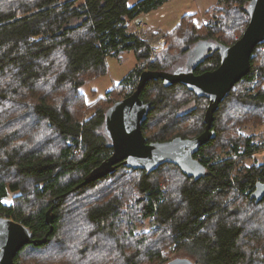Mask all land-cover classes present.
I'll list each match as a JSON object with an SVG mask.
<instances>
[{
  "label": "trees",
  "instance_id": "trees-1",
  "mask_svg": "<svg viewBox=\"0 0 264 264\" xmlns=\"http://www.w3.org/2000/svg\"><path fill=\"white\" fill-rule=\"evenodd\" d=\"M167 1L138 0L131 4L130 0H15L19 5L17 10L9 9L11 6L0 8V77L12 72V80L4 85V89L0 87V100L3 99L6 109L2 116L0 114V125L7 121L2 127L9 129L14 122L22 120L11 115L17 109L7 111L10 106L16 104L18 108L20 105L18 109H23L21 118L31 117L35 125L47 131L48 138L38 144L16 145L17 129L0 134V214L31 227L33 239L38 241L23 247L16 260L27 247L40 250L58 238L63 226L59 210L70 198L84 195L102 182L106 183L105 187L113 181L117 185L115 182L127 171L133 177L126 183L132 185L138 177L135 190L141 196L136 204L141 209L139 221L146 217L164 227L169 226L171 233L161 227L153 228L151 233H156L158 238L167 232V237L176 246L189 244L198 264H252L260 260L258 256L264 252V197L255 202L251 193L257 181H264V160L255 158L251 164L240 163L241 158L264 151V131L246 134L239 128L243 119L238 115L244 114L241 108L230 113L233 118L226 122L230 124L228 131L234 132L231 131L224 140L222 112L228 101L259 110L261 113H248L264 127V85L256 86L258 78L264 77V68L255 66L256 53L264 44L254 50L250 72L235 85L243 84L246 90L239 93L234 86L214 114V136L195 154L202 157L200 162L205 166L202 174L189 176L171 163L149 171L133 169L120 162L111 174L85 182L90 173L113 153L105 131V113L115 102L112 95L117 93L116 89L124 90L127 96L136 89L144 70L173 71L185 66L196 41L230 45L242 36L248 25L247 6L251 0H217L219 7L211 10L222 15L213 14V19L205 24L204 36L196 34V25L191 19L195 16L185 14L184 17H190L189 23L181 20L164 36V47L153 49L139 37L136 29H132V24L141 14L150 13ZM131 51L137 64L108 92L109 97L105 98L108 103L102 105L103 99L87 102L81 90L87 78L107 72L108 56L119 57ZM220 62V54L214 52L198 63L194 71L213 70ZM14 83L16 87L10 88ZM25 92L30 94L25 95ZM183 92L184 98L179 101ZM193 97L198 105L176 117L177 105ZM141 98L152 104L142 126L149 141L192 137L190 135L196 136L205 128V101L209 103V99L197 96L180 83L165 86L162 79L150 80L143 88ZM79 105L85 111L83 114L77 113ZM162 109L166 112L159 115ZM162 121L165 123L157 130ZM191 121L193 123L188 126L186 122ZM177 122L183 125L182 130L175 126ZM234 123L237 125L235 130ZM58 139L57 148L47 150ZM164 167L177 170L182 178L177 188L166 192L156 179ZM29 185L31 189L26 188ZM18 191L17 195H10ZM233 192L239 194L234 202L255 208L254 214H249L254 224L249 231L240 219L241 212L232 210V201H225ZM107 196L108 199L94 196L98 197L95 199L98 202L88 207L84 216L98 232L111 230L109 225H116L124 209L119 195ZM10 197L11 202H7ZM52 208L51 214L55 217L49 224L47 213ZM132 210L134 212V207ZM136 226L138 219L134 214L130 215L128 232L131 235L135 234ZM115 230L113 227L112 237L117 238ZM44 238L46 241L40 243ZM139 242L144 244L147 239ZM166 248L156 244L147 247L148 264L164 260ZM123 249L120 247L121 253ZM139 253L135 249L133 254L125 255L123 264H141Z\"/></svg>",
  "mask_w": 264,
  "mask_h": 264
},
{
  "label": "rangeland",
  "instance_id": "rangeland-1",
  "mask_svg": "<svg viewBox=\"0 0 264 264\" xmlns=\"http://www.w3.org/2000/svg\"><path fill=\"white\" fill-rule=\"evenodd\" d=\"M15 0H0V8L8 9L9 6H11L9 9L17 10L19 8L18 3L14 2ZM134 0H130V3H132ZM213 8H218L219 4L217 0H168L163 5L158 7L157 9H154L148 14V24L153 29H146L144 28V31L141 34V37L144 40V36L149 39H158V41L162 40V36H166V34L174 28L181 20H183V23H189L190 17H184L185 14H193L195 18L192 19V23L196 25V34L200 36H204L206 33L205 24L209 21V19H213V14L216 16L222 15V13L211 10ZM221 8V7H220ZM210 11H209V10ZM209 11V12H208ZM220 11V10H219ZM211 14V15H209ZM192 16V15H190ZM184 18V19H183ZM144 21V19H140ZM191 23V24H192ZM147 25V24H146ZM137 23L133 27L136 29L137 32ZM147 27V26H146ZM148 30V31H147ZM165 38V37H164ZM200 41V40H199ZM196 41L192 46L196 45ZM166 43V40L164 39V43L158 45L154 49L161 50ZM223 43V42H222ZM231 45V44H230ZM154 56H152V59ZM137 64V58L133 51L126 52L122 54L119 57H113L108 56L106 60L107 65V72L105 74H102L98 77H92L87 78V81L82 86V92L85 95L87 102H94L97 100L108 98V92L113 90L115 86L125 77L126 74H128ZM255 66L260 67L263 66L264 68V46H261L255 56ZM12 72H8L7 74H3L0 77V87L1 89H4V85L6 83L12 80ZM261 74V73H260ZM1 75V73H0ZM5 76V77H4ZM264 85V77L258 78L256 82V86L258 88L263 87ZM16 87V83L12 84L10 88ZM235 91L237 92H244L245 85L239 84L235 86ZM256 89V88H255ZM117 93H114V96L112 97L115 99V102L126 97L125 91H119V89H116ZM1 93V92H0ZM25 95H29V92H25ZM179 95V94H178ZM185 93L183 92V97L179 101H182L184 98ZM196 98H191L187 100L185 103L178 104V108L176 110L175 116H179L183 113L188 112L189 110L195 108L198 105V102L195 101ZM100 101L102 105H105L107 100ZM190 101V102H189ZM114 102V103H115ZM188 102V103H187ZM113 103V104H114ZM4 101L3 99L0 100V114L2 112H5L6 109L3 108ZM99 104V103H98ZM205 106L207 108L208 102L205 101ZM225 109L222 112V119H223V129L224 131V140L226 139L227 135H229L233 130L228 131L230 128V124H228L226 121L231 120L233 116H231V112H237V110L240 111L242 108V112L244 114H239L238 117H242L243 122L239 125V128H243L244 132L246 134H251L253 132H259L264 131V127L261 126V124L256 123L251 116L249 115L248 111L253 114L261 113L259 110H250L247 108L240 107L238 104L228 101L225 103ZM17 105L10 106L7 111H13L14 109H17L11 115L18 117V122H14V126L10 127L9 129L3 128V123H8L7 121H2L0 125V134L4 135L8 131L13 132L15 129L18 131L17 137H15L16 145L20 144H26V145H32L33 143H41L48 140L47 138V131L41 127L35 125L30 119L31 117L21 118V115L23 114V109L19 110L16 108ZM84 110V109H83ZM80 109V105L77 108V113L83 114L85 111ZM26 111H29L27 108ZM206 111V109L204 110ZM87 111L86 113H88ZM166 110L162 109V111L159 112V115H162L165 113ZM85 113V114H86ZM89 112L88 114H90ZM205 113V112H204ZM2 116V114H1ZM29 116V114H28ZM179 120V119H178ZM177 120L175 119V122ZM180 122V120L178 121ZM177 122V123H178ZM165 122L162 121L161 124L156 128L157 130H160L162 125ZM193 121L187 123L188 126L192 124ZM196 126L198 124V120L195 121ZM234 130L236 129V123ZM179 130H182L184 127L181 125V123H178L175 125ZM187 126V127H188ZM33 127H36L33 129ZM190 134V133H189ZM55 135V134H54ZM263 135V134H262ZM194 137L193 135H190ZM56 144H51V146L48 147L47 150L53 151L57 148L59 145V139ZM219 151V150H217ZM255 158H259L261 161L264 160V151H258L254 154L252 157H243L241 158L242 161L240 165H243L244 163L251 164ZM132 173H129V171L125 172L123 176L119 179V181L115 180V185L113 182H109L111 186L115 185L114 187H111L110 185L108 187H105L106 183L102 182L100 183L95 189L87 191L84 195L74 196L68 200V203L64 204V206L59 210L60 214L62 215V227L60 230V234L58 238L53 239L48 246L45 248H42L40 250L32 249L31 247H27L24 249L18 258V264H123L125 255H131L134 253V250L140 251L139 253V261L141 264H148L149 262L146 260V250L147 247H150L153 244H156V246H165L166 249V256L165 259L156 262L153 264H167L169 261H171L174 258L177 257H187L191 260L196 261L195 257L192 256V252L189 246V244L183 245V246H176L173 244L169 237H167V232H170L169 226H163L162 224H159L158 222L155 223L150 218H141V222L139 221V212L141 209L140 206L137 208L136 204L138 197V192L135 190L137 182L136 180L138 177L135 178L134 182L131 184L126 183V181L132 179ZM157 182L162 185L164 191H168L171 189L177 188L181 182L182 178L178 174L177 170H174L173 168L164 167L162 170L159 171L158 176L156 177ZM110 181V180H108ZM32 188L31 185L26 187ZM17 193H20L19 191L16 193H11V196L17 195ZM118 193V194H116ZM175 195V192H171ZM107 194H114L119 195L120 199L122 200L124 209L122 210V214L120 216V219L116 221L115 226L109 225L111 230H105L103 232H98L96 230V227L93 226L91 223L86 222L85 220V213L88 207L94 205L98 201H95L98 197H94L96 195H101L102 198L108 199L109 197ZM105 196V197H104ZM239 194H235V192L231 193L228 198L225 199V201H232L231 208L232 210H236L241 212L240 219L243 220V224L246 227V229L249 231L253 224V220H251L252 216L254 214V207H251L249 205H245V203L241 202H234L236 199H238ZM32 197V196H31ZM99 197L101 200L102 198ZM11 197L7 199V202H11ZM132 207H134V212L132 210ZM241 210V211H240ZM53 211V208H52ZM135 215V219H138V226L135 228V234H130L129 231V219L130 215ZM251 214V215H249ZM3 215V214H0ZM4 216V215H3ZM111 223V222H109ZM257 224V223H256ZM158 225V226H155ZM107 226V225H106ZM113 227L116 228V235L117 238L112 237V231ZM159 228L162 230H166L167 232L160 235V238H158L151 231H153V228ZM147 239V242L144 244H141L139 240ZM119 239V240H118ZM69 243V244H68ZM120 243V244H119ZM72 248H70V246ZM97 246V248H96ZM120 247H123L124 252H120ZM96 248V250H95ZM139 248V249H138ZM154 249H158L159 247H152ZM250 250V248H249ZM261 250V249H260ZM193 252H196L197 250H193ZM258 251V250H257ZM258 254V253H257ZM90 256H93V259H90ZM260 260H257V262L252 264H264V252L260 253V256H258ZM263 259V260H262ZM256 260V259H255ZM262 260V261H261ZM261 261V262H260Z\"/></svg>",
  "mask_w": 264,
  "mask_h": 264
},
{
  "label": "water",
  "instance_id": "water-1",
  "mask_svg": "<svg viewBox=\"0 0 264 264\" xmlns=\"http://www.w3.org/2000/svg\"><path fill=\"white\" fill-rule=\"evenodd\" d=\"M248 25L242 36L231 45L213 44L202 40L189 52L185 66L173 71L144 70L136 89L116 101L105 113V131L111 140L113 153L86 178L90 182L111 174L115 165L123 162L133 169L157 170L164 164H175L189 176H198L205 166L195 156L214 136L212 125L215 112L233 87L251 70V59L257 46L264 44V0H251L247 6ZM218 50L221 62L213 70L195 73V66L203 61L204 53ZM162 79L165 86L182 84L197 96L209 99L204 114V130L194 137L176 136L164 141H149L143 132V123L152 109L150 102L141 98V92L150 80ZM264 197V181H257L251 198L259 202ZM47 213L51 224L55 215ZM28 225L12 217L0 215V264H18L15 257L25 246L37 243ZM44 238L40 243L46 241ZM167 264H198L187 257H177Z\"/></svg>",
  "mask_w": 264,
  "mask_h": 264
},
{
  "label": "built area",
  "instance_id": "built-area-1",
  "mask_svg": "<svg viewBox=\"0 0 264 264\" xmlns=\"http://www.w3.org/2000/svg\"><path fill=\"white\" fill-rule=\"evenodd\" d=\"M146 24H147L146 20L140 21V25L141 26L144 25V28L147 26ZM161 38H162V40L161 41H158V39H149V38H147V37L144 36V40L147 41L149 43V46L151 48H153V49L155 47H157L158 45L164 43V39H165L164 36H162ZM197 159L200 161V160H202V157L200 155H198Z\"/></svg>",
  "mask_w": 264,
  "mask_h": 264
},
{
  "label": "crops",
  "instance_id": "crops-1",
  "mask_svg": "<svg viewBox=\"0 0 264 264\" xmlns=\"http://www.w3.org/2000/svg\"><path fill=\"white\" fill-rule=\"evenodd\" d=\"M138 0H134L131 4H133V3H136ZM148 14L149 13H144V14H141L139 17H137L136 18V20H134V22H133V24H132V29H133V27L136 25V23L140 20V19H144V20H146V22L149 20L148 19ZM146 29H148V30H150V29H153L149 24H148V22H147V27H145ZM147 30V31H148Z\"/></svg>",
  "mask_w": 264,
  "mask_h": 264
},
{
  "label": "flooded vegetation",
  "instance_id": "flooded-vegetation-1",
  "mask_svg": "<svg viewBox=\"0 0 264 264\" xmlns=\"http://www.w3.org/2000/svg\"><path fill=\"white\" fill-rule=\"evenodd\" d=\"M200 42V41H199ZM199 42H197L196 43V45H194V47H196L197 46V44L199 43ZM212 42V41H211ZM213 44H218V42H213ZM193 47V48H194ZM192 48V49H193ZM214 52H218L219 53V51L218 50H215V51H213V48L212 49H209V50H207L205 53H204V57H203V59L205 60V59H207L210 55H212ZM201 73V72H200ZM198 74V73H197ZM20 252V251H19ZM18 252V253H19ZM18 255V254H17ZM17 255H16V257H17ZM16 257H15V261L18 263V260H16Z\"/></svg>",
  "mask_w": 264,
  "mask_h": 264
},
{
  "label": "bare ground",
  "instance_id": "bare-ground-1",
  "mask_svg": "<svg viewBox=\"0 0 264 264\" xmlns=\"http://www.w3.org/2000/svg\"><path fill=\"white\" fill-rule=\"evenodd\" d=\"M144 14V13H143ZM140 21H142V20H139L138 22H137V30L139 31L138 32V35H139V37L141 38V39H143L142 37H141V34H142V32L144 31V25L143 26H141L140 25ZM257 48V47H256ZM234 88V87H233Z\"/></svg>",
  "mask_w": 264,
  "mask_h": 264
}]
</instances>
